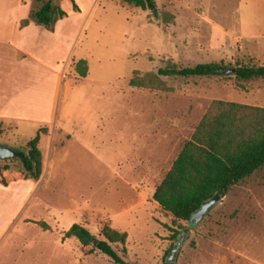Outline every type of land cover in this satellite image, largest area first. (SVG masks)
Here are the masks:
<instances>
[{
	"label": "rangeland",
	"instance_id": "obj_1",
	"mask_svg": "<svg viewBox=\"0 0 264 264\" xmlns=\"http://www.w3.org/2000/svg\"><path fill=\"white\" fill-rule=\"evenodd\" d=\"M155 3L154 13L120 0L61 2L66 17L54 62L69 59L58 122L40 137L38 180H25L17 159L0 174V264H114L63 239L74 224L99 240L105 226L126 233V253L112 248L127 264H264V167L193 228L152 199L213 101L264 109V80L168 78L158 69L264 67V0ZM80 60L85 78L74 71ZM136 76L152 86L130 87ZM41 128L0 122V146L22 151Z\"/></svg>",
	"mask_w": 264,
	"mask_h": 264
},
{
	"label": "trees",
	"instance_id": "obj_2",
	"mask_svg": "<svg viewBox=\"0 0 264 264\" xmlns=\"http://www.w3.org/2000/svg\"><path fill=\"white\" fill-rule=\"evenodd\" d=\"M29 1L30 12L28 18L21 21V27L32 23L53 32L56 24L66 17V13L61 8L63 0ZM120 1L142 11L155 13L157 10L155 0ZM73 10L78 11L74 3ZM170 19L168 15L165 17L166 22ZM73 66L80 78L87 76L88 68L85 61L73 62ZM231 69H235L234 73H228ZM157 76L168 78L231 76L238 82L248 83L264 80V67L240 63L234 66L211 63L178 68L168 64L158 69ZM129 86L146 88L152 86V80L147 76H136L129 81ZM46 132L45 127L39 129L36 137L28 142L24 150L13 149L17 155L15 159L21 164V174L25 180L36 181L41 176L42 154L38 145L41 135ZM9 161L0 160V174L10 170ZM263 167L264 109L213 101L191 138L184 144L171 169L156 187L152 199L164 212L169 213L175 222L187 223L191 227L189 221L192 214L198 211L204 202L215 195L223 198L232 187L244 182ZM37 225L44 231L49 230L44 222H39ZM100 234L102 240L96 239L84 227L74 224L64 234L63 239L75 238L83 247L91 246L92 250L110 258L114 264H127L112 248V245H119L125 254L127 234L108 226L103 227ZM173 239L176 240V236ZM175 246L170 249L169 254Z\"/></svg>",
	"mask_w": 264,
	"mask_h": 264
},
{
	"label": "crops",
	"instance_id": "obj_3",
	"mask_svg": "<svg viewBox=\"0 0 264 264\" xmlns=\"http://www.w3.org/2000/svg\"><path fill=\"white\" fill-rule=\"evenodd\" d=\"M29 12V0H0V122L51 129L58 122L69 56L54 62L62 21L53 32L32 23L21 27Z\"/></svg>",
	"mask_w": 264,
	"mask_h": 264
},
{
	"label": "water",
	"instance_id": "obj_4",
	"mask_svg": "<svg viewBox=\"0 0 264 264\" xmlns=\"http://www.w3.org/2000/svg\"><path fill=\"white\" fill-rule=\"evenodd\" d=\"M235 69H231L228 71V73H234ZM17 158L16 153L8 148V147H4V146H0V160L5 161V160H11V159H15ZM222 200V198L219 195H215L213 198H211L210 200L204 202L200 209L198 211H196L195 213L192 214L191 218H190V225L191 228L195 227L196 225H198L205 217L206 215L209 213V211L217 204L219 203V201ZM191 232V229H189L177 242L175 248L173 249V251L170 253L169 255V262H171L174 253H176V251L179 249V247L182 245L183 240L186 236H188Z\"/></svg>",
	"mask_w": 264,
	"mask_h": 264
}]
</instances>
